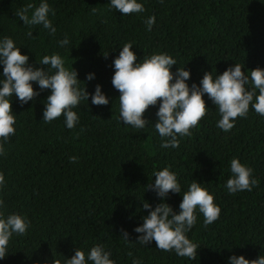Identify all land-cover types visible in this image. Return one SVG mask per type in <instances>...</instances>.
I'll list each match as a JSON object with an SVG mask.
<instances>
[{
    "label": "trees",
    "instance_id": "obj_1",
    "mask_svg": "<svg viewBox=\"0 0 264 264\" xmlns=\"http://www.w3.org/2000/svg\"><path fill=\"white\" fill-rule=\"evenodd\" d=\"M41 2L0 0V39L12 38L34 68L47 69L38 62L45 55H60L90 95L73 109L79 116L73 129L63 116L43 121L50 89L32 82L39 92L33 101L21 105L12 97L16 132L0 156L5 176L0 212L31 223L25 234H13L0 264H53L55 257L70 259L77 248L87 256L96 245L110 251L115 264H230L233 255L248 260L264 255V116L250 107L247 118H237L224 132L217 127L218 109L205 94L208 113L192 135L178 137L179 148H162L154 128L159 102L144 114L150 125L135 129L121 121L120 93L112 85L113 61L128 42H134L137 62L154 53L171 55L178 63L173 73L179 67L190 71L189 87L200 86L205 72L215 77L236 63L244 65L245 74L264 69V0H137L145 11L130 15L113 9L111 0H46L55 13H49L55 34L43 25H24L15 14ZM151 16L156 21L149 31L145 21ZM66 36L69 44L61 46ZM2 73L0 64V79ZM90 73L94 79L88 81ZM97 85L108 105L92 104ZM72 156L77 162H70ZM233 158L253 169L258 187L228 191ZM169 166L181 193L170 192L162 200L146 185L154 184L155 171ZM193 180L214 195L221 209L219 219L207 226L197 210V222L187 234L200 246L195 260L162 251L155 241L138 243L142 233L134 229L143 217L161 202L179 213ZM145 201L150 209H143Z\"/></svg>",
    "mask_w": 264,
    "mask_h": 264
},
{
    "label": "clouds",
    "instance_id": "obj_2",
    "mask_svg": "<svg viewBox=\"0 0 264 264\" xmlns=\"http://www.w3.org/2000/svg\"><path fill=\"white\" fill-rule=\"evenodd\" d=\"M110 5L123 15L145 11L144 5L137 0H111ZM30 10L31 16L28 14ZM50 12L55 14L46 0H42L39 6L29 3L15 14L24 25H43L51 34H55L56 29L49 19ZM155 21V16L145 21L149 31ZM28 35L32 36V32ZM133 43H125L119 56L113 61L115 72L112 85L120 93V119L125 125L145 129L150 125V121L144 118L145 112L159 102L158 121L154 128L162 138V148H179L178 137L192 135L191 130L198 127L199 122L208 113L209 108L203 98L205 94L216 105L221 117L217 127L224 132H229L235 126L237 118H247L250 107L260 116H264V69L258 67L245 74L242 71L244 65L236 63L215 77L212 71L205 72L200 86L194 83L189 87L186 81L190 79V71L179 67L173 73L171 69L178 63L171 55L154 53L145 57L142 62H137V55L132 51ZM59 44L68 45L67 36L59 41ZM38 63L48 68H34L29 64V57L21 54L20 47L16 46L12 38L6 36L0 39V64L3 65V78L0 79V156L6 155L4 145L16 132L12 97H17L21 105L33 101L39 92L34 89L32 82L38 83L41 90L50 89L43 112L45 123H51L63 116L66 127L73 129L79 122V116L73 109L82 100L89 99L90 94L86 91L85 83L82 88L77 71L73 67L71 70L66 68L60 55H45ZM86 79H94V74H88ZM91 102L96 106L109 104V99L102 93L100 85H97L94 94H91ZM77 159L75 156L69 157L72 163L77 162ZM230 170L231 177L227 180L226 187L231 194L251 191L259 186V181L253 176V169L242 164L238 158L231 160ZM153 176L156 178L154 184L146 185V189L154 190L162 200L166 199L170 192L181 193L177 174L170 170V166L155 171ZM4 185L5 176L0 172V189ZM182 196L179 213L167 203L161 202L143 217V224L134 231L142 233L138 237V243L142 245L155 241L157 248L162 251H174L180 257L195 260L200 246L193 243L187 234L197 222V210L203 214V222L207 226L219 219L221 209L215 203L214 195L195 180ZM3 206L4 201L0 199V208ZM142 207L150 209L151 205L145 201ZM30 223L26 217L19 214L5 217L3 212H0V259L6 257L13 234H25ZM128 236L124 231L123 239L129 241ZM110 256V251L96 245L90 249L87 256L77 248L70 259L64 257L62 261L55 257L53 264H88V261L92 264H115ZM229 259L230 264H264V255L253 260L245 259L243 255H233ZM133 264H140V261L133 260Z\"/></svg>",
    "mask_w": 264,
    "mask_h": 264
}]
</instances>
